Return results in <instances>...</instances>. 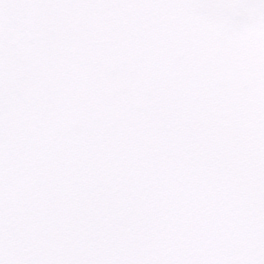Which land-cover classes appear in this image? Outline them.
I'll list each match as a JSON object with an SVG mask.
<instances>
[{
  "label": "snow or ice",
  "instance_id": "obj_1",
  "mask_svg": "<svg viewBox=\"0 0 264 264\" xmlns=\"http://www.w3.org/2000/svg\"><path fill=\"white\" fill-rule=\"evenodd\" d=\"M0 264H264V0H0Z\"/></svg>",
  "mask_w": 264,
  "mask_h": 264
}]
</instances>
